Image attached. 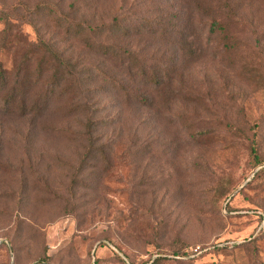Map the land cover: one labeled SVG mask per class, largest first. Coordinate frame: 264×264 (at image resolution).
I'll list each match as a JSON object with an SVG mask.
<instances>
[{"label":"rangeland","instance_id":"1","mask_svg":"<svg viewBox=\"0 0 264 264\" xmlns=\"http://www.w3.org/2000/svg\"><path fill=\"white\" fill-rule=\"evenodd\" d=\"M43 7L124 25L102 37L122 57L63 42ZM29 11L85 77L40 116L0 105V264H264V0H0V33L32 46Z\"/></svg>","mask_w":264,"mask_h":264},{"label":"trees","instance_id":"2","mask_svg":"<svg viewBox=\"0 0 264 264\" xmlns=\"http://www.w3.org/2000/svg\"><path fill=\"white\" fill-rule=\"evenodd\" d=\"M56 8V7H55ZM73 10V8H71ZM35 15H41L42 22L46 23V29L56 35H64L63 42L77 40L81 42L91 53L101 55L104 58L115 57L121 54L109 43L102 40L105 31H115L120 36H126L129 29L124 25L115 23L113 26L104 24H92L91 20L74 21L71 17L73 13L64 12L54 9L53 7L37 8L34 11ZM18 22L31 24L37 33V41L30 46V42L21 32L15 34V38L9 36V30L2 31L0 39V48L10 50L16 48L15 56L11 69L3 67L0 62V105L4 113H18L19 115L40 116L48 110L55 96H65L69 92L74 91V87L81 78L85 77L79 69L78 64L72 60L59 44L58 40L46 38V32L40 33V25L35 22L30 11L24 16L17 12ZM31 17V19H30ZM6 25L8 18L5 19ZM215 23L212 24V32L216 30ZM18 27V25H17ZM27 45V46H26ZM25 46V47H23ZM123 53V52H122ZM36 58L34 67L30 66ZM101 74L102 80L108 83L113 89L120 93L123 97L128 95L122 85H117L114 76H107L97 70ZM157 75L148 76V79L154 83ZM41 84L42 88L36 92L35 89ZM34 91L33 100L28 101L29 92ZM74 97L71 99V101ZM144 100L146 98L144 97ZM73 111L80 113L85 117L86 122L83 124L85 142L90 149L93 150L96 145L102 141V136L95 133L96 122L93 121L91 114L93 111L89 105L83 103H72ZM113 119L101 118L99 124L101 126H110ZM106 144L102 143L97 146L101 154L104 155ZM251 153L256 159L257 165L260 160L257 156L256 145L251 146ZM264 171L261 170L256 178L262 177ZM178 252H173V255H178ZM156 259L153 264H158Z\"/></svg>","mask_w":264,"mask_h":264}]
</instances>
